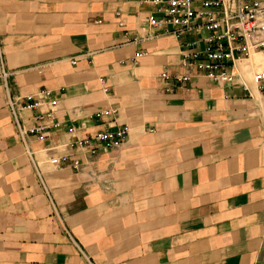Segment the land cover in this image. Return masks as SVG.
Listing matches in <instances>:
<instances>
[{
  "label": "crops",
  "instance_id": "1",
  "mask_svg": "<svg viewBox=\"0 0 264 264\" xmlns=\"http://www.w3.org/2000/svg\"><path fill=\"white\" fill-rule=\"evenodd\" d=\"M150 11L0 0V264H264V91L197 75L168 92L161 74L182 73L181 43L201 36L151 28ZM51 111L58 126L36 119ZM71 126L128 137L91 158L65 147ZM67 153L85 173L51 165Z\"/></svg>",
  "mask_w": 264,
  "mask_h": 264
},
{
  "label": "built area",
  "instance_id": "2",
  "mask_svg": "<svg viewBox=\"0 0 264 264\" xmlns=\"http://www.w3.org/2000/svg\"><path fill=\"white\" fill-rule=\"evenodd\" d=\"M151 7L146 16L149 27L160 29L166 35L182 40L188 34L201 36L193 41L181 43L182 73L171 74L163 72L162 79L170 82L168 92L174 91L178 85L189 83L195 76H203L221 87L240 85L249 90L246 74L252 73L254 82L264 91V0H141ZM121 18V13H117ZM100 23L101 21H97ZM123 25L122 21L120 23ZM134 39L133 42H136ZM254 54L260 55L257 61L251 60ZM140 53H136L139 57ZM74 63V62H73ZM242 66H245L243 69ZM2 76H6L2 73ZM50 92L42 90L39 97L26 96L24 108H35L48 98ZM54 108L57 101H51ZM10 111L21 134H25L18 122L17 101H9ZM115 113L113 110L96 111L93 116L102 118ZM46 118L47 123L54 127L52 111L37 120ZM48 126L31 128L29 133H39ZM77 128L68 129L72 141L65 145L68 150H83L91 158L98 154L99 149L108 152L120 148L127 140L128 128H117L112 131H102L92 138L77 137ZM71 154L53 156L50 163L53 166L69 165L78 173H85L91 164L72 159ZM91 180L99 178L95 170L89 173Z\"/></svg>",
  "mask_w": 264,
  "mask_h": 264
},
{
  "label": "rangeland",
  "instance_id": "3",
  "mask_svg": "<svg viewBox=\"0 0 264 264\" xmlns=\"http://www.w3.org/2000/svg\"><path fill=\"white\" fill-rule=\"evenodd\" d=\"M242 68L244 69L245 66H242ZM246 78H247L250 82L254 81V78H253V74H252V73H248V74H246Z\"/></svg>",
  "mask_w": 264,
  "mask_h": 264
}]
</instances>
